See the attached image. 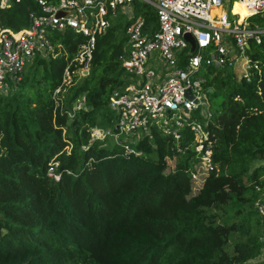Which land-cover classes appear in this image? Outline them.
<instances>
[{
	"label": "trees",
	"instance_id": "1",
	"mask_svg": "<svg viewBox=\"0 0 264 264\" xmlns=\"http://www.w3.org/2000/svg\"><path fill=\"white\" fill-rule=\"evenodd\" d=\"M28 3L1 9L0 22ZM132 6L154 23L148 3ZM127 23L109 17L87 72L69 85L63 69L83 36L54 31V54L34 57L0 95V264H241L264 246V213L254 205L264 185V160L254 163L264 159V32L249 41L257 67L248 79L205 68L215 168L192 191L187 127L177 138L151 129L129 143L137 153L90 136L91 127L115 130L107 100L128 80L120 66ZM251 23L264 26V16ZM80 94L84 105L72 111Z\"/></svg>",
	"mask_w": 264,
	"mask_h": 264
},
{
	"label": "built area",
	"instance_id": "2",
	"mask_svg": "<svg viewBox=\"0 0 264 264\" xmlns=\"http://www.w3.org/2000/svg\"><path fill=\"white\" fill-rule=\"evenodd\" d=\"M21 1L0 0V10ZM133 1L31 0L25 6L26 27L12 30L0 22V95L20 78L34 57L54 54L52 33L66 27L83 36L63 69V84H71L73 74L87 72L96 35L108 26L109 17L118 9L132 7ZM142 1L152 7L154 23H145L133 12L127 19L120 66L128 80L121 89L112 90L107 100L115 113V130L91 127L90 136L109 135L115 142H122L126 151L137 153L129 143L151 129H161L177 138L178 130L187 127L192 133L193 151L189 178L191 190L195 191L215 168L211 160L213 138L207 128L210 112L201 98L204 76L200 71L207 66L232 69L241 66L242 71H231L239 78L250 77L251 66L256 68L257 61H251L249 41L258 43L264 26L251 23L248 18L256 14L264 16V0H238L248 11L240 19L231 10L235 0ZM224 1H229L227 8ZM215 8L219 10L212 12ZM185 33L194 40L192 50ZM75 99L72 111L84 105L83 94ZM120 133L126 136L119 137ZM129 135H135V140ZM261 194L262 198L254 205L259 213H264V185Z\"/></svg>",
	"mask_w": 264,
	"mask_h": 264
},
{
	"label": "rangeland",
	"instance_id": "3",
	"mask_svg": "<svg viewBox=\"0 0 264 264\" xmlns=\"http://www.w3.org/2000/svg\"><path fill=\"white\" fill-rule=\"evenodd\" d=\"M229 6V1H224V7L225 8H227ZM133 7V6H132ZM132 7L131 6H126L125 8H123V9H118V11H117V14H121L122 15V17H123V20L125 21L126 19H128L129 18V14H131L132 12H133V14H134V11L132 10ZM126 10H128V11H126ZM219 9H215L214 10V12H216V11H218ZM233 11L234 12H237V13H241V14H243L242 16H244L245 14H247L248 13V11H247V9H246V7H243L242 5H240L239 3H236L235 5H234V9H233ZM212 12H213V10H212ZM27 10H26V7H25V5L24 6H22V10L19 12V18L18 17H14V19L12 20V21H9L10 23H6V25L7 26H9L12 30H17L18 28H20V27H26L27 25H28V22H27ZM259 16H262L261 14H256V15H254V16H252V17H249L248 19H250V20H256V19H258L259 18ZM250 57H251V55H250ZM30 64L29 63H27V65H26V67L24 68V73H28L29 72V70H30ZM231 67L230 66H228V67H226V68H224V70L225 71H228V72H230L231 74H232V78H235V80H239L240 78H239V75H237V74H234L232 71H231ZM233 71H236V72H240V71H242V68H241V66H237V67H235L234 69H232ZM224 74V73H223ZM200 75H203L204 76V71L203 70H201L200 71ZM71 80H72V76H71ZM10 89H11V87L10 86H8L7 87V89H6V91L4 92V93H8L9 91H10ZM62 89H64V88H62ZM3 93V94H4ZM201 98L204 100L205 99V105L207 106V109H208V101H207V98H206V94H205V92H203L202 91V93H201ZM77 99H73V101H72V106L73 107H75V105H74V102L76 101ZM72 107V108H73ZM208 111H209V109H208ZM210 112V111H209ZM70 115H71V113H70ZM137 136L139 135V133H137L136 134ZM124 136H126L124 133H120L119 134V137H124ZM113 137V136H112ZM129 138L132 140V141H134L135 140V135H129ZM117 140H119V138H116ZM113 140V139H112ZM114 141V140H113ZM66 148H68V146L66 147ZM263 160L264 159H257L254 163L255 164H257V163H261V162H263ZM167 163H166V170H168V169H170L172 166H173V163H174V157H170V158H167V161H166ZM220 185H222V186H227V182H221L220 183ZM260 231H264V224H263V226L261 227V229H260ZM259 263H262V264H264V246L263 247H261V249H260V251H259V253L256 255V256H254V257H252V258H250V259H248L247 260V262H243V263H241V264H259Z\"/></svg>",
	"mask_w": 264,
	"mask_h": 264
},
{
	"label": "water",
	"instance_id": "4",
	"mask_svg": "<svg viewBox=\"0 0 264 264\" xmlns=\"http://www.w3.org/2000/svg\"><path fill=\"white\" fill-rule=\"evenodd\" d=\"M184 37L190 44V50H192L194 48V40H193L192 36L189 33H185ZM207 89H210V88H207ZM186 94L190 95V93L188 91H186Z\"/></svg>",
	"mask_w": 264,
	"mask_h": 264
},
{
	"label": "bare ground",
	"instance_id": "5",
	"mask_svg": "<svg viewBox=\"0 0 264 264\" xmlns=\"http://www.w3.org/2000/svg\"><path fill=\"white\" fill-rule=\"evenodd\" d=\"M236 3H239L240 5H242L243 7H245L242 1L235 0V1H233L232 5H231V10H232V12H234L233 9H234V5H235ZM237 14H238L239 19L242 18V15H243V14H241V13H237Z\"/></svg>",
	"mask_w": 264,
	"mask_h": 264
}]
</instances>
